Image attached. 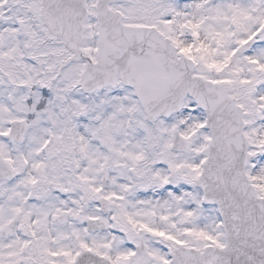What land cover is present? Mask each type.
Returning a JSON list of instances; mask_svg holds the SVG:
<instances>
[{
    "label": "snow or ice",
    "instance_id": "snow-or-ice-1",
    "mask_svg": "<svg viewBox=\"0 0 264 264\" xmlns=\"http://www.w3.org/2000/svg\"><path fill=\"white\" fill-rule=\"evenodd\" d=\"M0 264H264V0H0Z\"/></svg>",
    "mask_w": 264,
    "mask_h": 264
}]
</instances>
